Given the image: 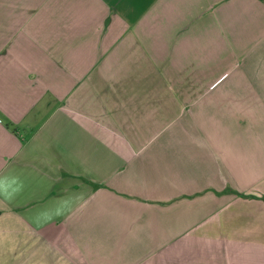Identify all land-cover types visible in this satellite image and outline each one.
Masks as SVG:
<instances>
[{
    "label": "crops",
    "instance_id": "obj_1",
    "mask_svg": "<svg viewBox=\"0 0 264 264\" xmlns=\"http://www.w3.org/2000/svg\"><path fill=\"white\" fill-rule=\"evenodd\" d=\"M263 197L264 0H0L22 264H264Z\"/></svg>",
    "mask_w": 264,
    "mask_h": 264
},
{
    "label": "rangeland",
    "instance_id": "obj_2",
    "mask_svg": "<svg viewBox=\"0 0 264 264\" xmlns=\"http://www.w3.org/2000/svg\"><path fill=\"white\" fill-rule=\"evenodd\" d=\"M13 224L12 220L4 215L3 211V214L0 215V264H22V260H26L23 252L24 249L22 248V246H24V241L21 236L14 231ZM5 242L9 243L6 245H9L10 252L5 250ZM13 249L14 252L11 253ZM31 262L32 264H41V255L38 254Z\"/></svg>",
    "mask_w": 264,
    "mask_h": 264
},
{
    "label": "trees",
    "instance_id": "obj_3",
    "mask_svg": "<svg viewBox=\"0 0 264 264\" xmlns=\"http://www.w3.org/2000/svg\"><path fill=\"white\" fill-rule=\"evenodd\" d=\"M263 199H264V197H263Z\"/></svg>",
    "mask_w": 264,
    "mask_h": 264
}]
</instances>
